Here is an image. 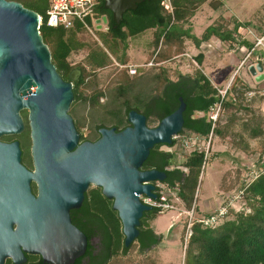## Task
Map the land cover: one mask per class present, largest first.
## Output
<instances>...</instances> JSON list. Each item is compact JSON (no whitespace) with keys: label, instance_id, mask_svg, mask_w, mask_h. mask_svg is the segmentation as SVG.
I'll use <instances>...</instances> for the list:
<instances>
[{"label":"water","instance_id":"water-1","mask_svg":"<svg viewBox=\"0 0 264 264\" xmlns=\"http://www.w3.org/2000/svg\"><path fill=\"white\" fill-rule=\"evenodd\" d=\"M138 0H104L119 25L136 10ZM40 16L21 3L0 0V138L24 130L28 111L34 170L21 164L18 143L0 141V264L24 262L23 252L40 254L51 264H71L84 254L87 237L71 222L91 186L113 201L122 224L124 246L140 235L144 213L152 211L141 197L153 200L155 183L165 172L143 170L155 146H171L184 128L187 104L149 128L147 118L128 113L122 131L101 128L95 142H81L70 109L75 79L65 81L52 61L40 32ZM31 183L37 186L32 194Z\"/></svg>","mask_w":264,"mask_h":264},{"label":"trees","instance_id":"trees-1","mask_svg":"<svg viewBox=\"0 0 264 264\" xmlns=\"http://www.w3.org/2000/svg\"><path fill=\"white\" fill-rule=\"evenodd\" d=\"M7 1L21 3L25 8L38 13L43 19L40 28L41 35L45 44L51 50L53 64L65 81H70L69 77L74 70L81 71V78L74 85V101L82 94L83 88H92L93 93L83 98V100L93 105L99 104V99L104 96V93L98 88L95 75L99 69L105 68L111 62H98L88 56L92 75H87L83 68L72 67L67 61L71 52L81 47L77 44L74 34L82 32V27L76 25L70 30L62 27H48L46 19L42 17V11L47 12L49 0ZM205 1L207 0H173L174 16L172 17L169 14L167 15L161 7V0H140L136 10H130L124 14L118 29H115L116 23L111 12L104 8V0H100L96 11L100 15L109 14V35L122 45V49L127 47L129 38L139 36L149 29H154L155 50L152 57L157 64L169 62L183 55V44L186 40L192 41L196 48H200L203 43H207L212 39L228 43L230 46L252 47L239 33V29L245 26L242 24H236L233 30H228L223 25H211L206 28L201 38L193 35L189 28L185 29L179 25L180 22H185V19L193 13L198 4ZM125 57L123 51L122 59H120V63L123 65L127 63ZM166 73L165 69H161L156 76V81L159 84L157 94L150 98L144 94L137 95V102L144 104L143 110L138 105L129 106V102L125 101V104H128L125 114L119 111L111 112L110 115L112 113L115 115L113 117V127L111 128L122 131L129 127L128 113L130 111H136L146 116L147 125L150 119H156L159 123L178 109L180 105L179 98L182 97L187 104V109L184 112L185 123L181 134L192 132L207 136L210 133L211 125L208 123L206 115L210 106L216 100L217 89L211 85L202 71H198L197 77L194 79L181 76L177 81L169 80ZM127 74L121 76L122 83L120 87L115 89L120 96H124L126 92L131 90L132 79ZM91 77H94V79L90 82ZM187 82L194 83L195 86L188 90L184 86ZM232 104L227 101L224 108L232 109L231 107L234 106ZM196 112L202 113L203 117L195 118L194 114ZM101 128L107 127L102 126L98 130ZM245 128H250V126L246 125ZM216 134L221 135L222 133L218 129ZM251 134L260 136L263 132L261 129L257 130L256 128ZM80 136L81 141H89L84 139L82 134ZM98 137H100L99 134ZM98 137L93 141L99 139ZM175 145L176 141L173 140V144L168 147ZM161 147L163 145L154 147L143 165V170L156 169L165 172L167 177L162 183L170 187H176L177 185L180 198L187 209H190L195 201L199 180L202 176L204 157L202 154H192L188 157L185 163H182V166L188 170L187 173L178 168L169 170V168L179 165L178 155L177 153L161 151ZM243 151L245 152V150ZM243 184L241 187V190H243L242 200L245 201V205L251 212L248 214L244 211L235 213L236 211L229 207V215L234 219L226 220L215 228H203L201 225L196 224L193 227L192 236L188 240L184 264H264V173L253 181L244 182ZM84 208L92 210V215L98 219L100 223L99 236L108 253L112 241L116 256L120 254L124 257L135 243H137L139 251L145 253L150 251L152 247L158 246L163 240L162 235L156 234L150 226V222L158 217L159 209L154 208L152 211L144 213L139 228V237L130 248H125L121 221L117 212L112 209L111 201L102 195L100 189H95L86 194ZM203 215L209 216L210 214Z\"/></svg>","mask_w":264,"mask_h":264},{"label":"rangeland","instance_id":"rangeland-1","mask_svg":"<svg viewBox=\"0 0 264 264\" xmlns=\"http://www.w3.org/2000/svg\"><path fill=\"white\" fill-rule=\"evenodd\" d=\"M25 6L28 7L26 4ZM42 17L46 19L45 10L42 11ZM236 24L245 25L241 31L244 34L246 31L252 30L253 32L250 31L252 33L251 36H261L262 34L260 33L264 32V0H207L198 4L193 13L189 14L185 19V22H180L179 25L185 29L189 28L193 35L201 38L206 28L211 25H223L224 28L233 30ZM154 34L155 30L149 29L139 36L131 37L127 40V47L123 49L116 39L109 34H104L103 31L94 33L97 40L86 30L74 34L77 44L81 45V47L71 52L67 59L72 67L83 68L87 75H92L88 56L98 62H111L105 68L99 69L95 75L98 88L104 93V96L99 99V104L93 105L85 102L83 98L91 95L93 89L83 88L82 94L71 106L69 113L84 139L89 141L96 139L99 134V127H113V117L115 115L113 113L110 115L111 112L119 111L125 114L128 104L129 106L138 105L143 110L144 104L137 102L136 97L138 94H144L150 98L158 93L159 84L156 81V76L161 69L166 70L167 78L171 81H177L181 76L194 79L197 77L198 71H202L210 82H214L210 71L206 67L216 68V65L211 62L212 59H210L211 61L207 59L210 56H215L216 59H219L218 54H225V49L226 51L230 50L228 44L220 43L215 39L203 43L205 45L203 48H196L192 41L186 40L183 44L184 56L177 57L161 66L155 65V62L154 66H149L155 50ZM123 51L126 55L125 60H127L124 65L120 63ZM110 54L114 60L110 58ZM193 54L196 56H193ZM205 60L208 63L206 67L203 66ZM114 61L120 66L141 65L145 67L139 71V75L130 76L127 74L126 69L117 66ZM245 73L246 68L241 71L240 77L245 76ZM123 74L129 75V78L132 79V84L130 85L131 90L126 92L124 96H120L115 89L120 87L122 83L120 78ZM78 78L75 80H78ZM93 79L94 77H91L90 82ZM218 88L222 89L221 87ZM125 101L129 103L125 104ZM252 115L253 112L249 111L243 110L235 114L232 109H226L224 121L219 127V131L222 134H216L214 152L205 164L199 180L195 195L199 205H202L205 198L214 200L221 195L219 206L221 207L225 205L226 200L229 201V199L238 195L237 193L242 189L244 182L253 181L264 173V119L260 116ZM246 125H249L250 128H245ZM157 126L158 121L150 119L148 127L155 128ZM256 128L257 130L261 129L263 134L260 136L252 135L251 132ZM26 140L27 138L24 139L25 144L27 143ZM160 150L170 152L168 146H163ZM240 150H245V152H240ZM181 161L185 163L186 160L182 159ZM218 165L223 166L221 167L223 179L220 193L215 191L212 194L210 190L212 187H216L217 181L215 182V179L218 176ZM95 189L96 187L91 186L87 193ZM230 204L236 211L235 213L244 211L248 214L251 212L245 205L244 200L231 201ZM210 213L208 212V214ZM174 215L176 214L159 213L156 220L150 222V226L154 231L165 235H162L163 240L158 246L151 251L141 253L137 243H135L125 257L119 254L114 264H184L188 246L185 220L182 219L178 224L171 227ZM230 219L232 220L234 217H230Z\"/></svg>","mask_w":264,"mask_h":264},{"label":"built area","instance_id":"built-area-1","mask_svg":"<svg viewBox=\"0 0 264 264\" xmlns=\"http://www.w3.org/2000/svg\"><path fill=\"white\" fill-rule=\"evenodd\" d=\"M173 0H161L160 5L167 14L174 16V9L172 5ZM100 4V0H49V8L46 12V21L47 26L50 28H59L62 27L66 30L73 29L76 25H80L83 30L90 32L94 37V33L99 32L100 30H106V24L104 22V16L97 13L96 9ZM43 19L40 17V25H42ZM105 27V29H103ZM96 38V37H95ZM97 40V38H96ZM241 52L244 54L243 60L238 66L236 74L247 65L249 60L257 52L264 53V32L262 35L257 37L252 42V47H240ZM113 59V58H112ZM114 60V59H113ZM115 64L123 69H126L130 76L139 75V71L145 66L141 65H128L120 66L116 61ZM154 59H152L149 66H154ZM165 62L156 63L155 65L161 66ZM236 76V75H235ZM234 76V77H235ZM232 86V83H229L225 88H217V94L215 96V102L210 106L207 112V121L211 125L210 133L207 136H201L194 134L192 132L180 133L174 138L176 145L170 148V153H177L179 165L176 167H171L169 170L178 168L184 173H187L188 170L182 166L183 160H187L192 154H202L204 157V163L202 170L205 167V164L210 159V156L214 152V140L216 138V131L222 125L224 121V105L225 103L231 102L233 104H238V95L229 96V90ZM256 90H250L246 92V97L251 99L255 96ZM203 117V114H202ZM197 118V117H195ZM174 150V151H172ZM157 199L153 200L151 198L142 196L141 201L152 207V209H159V213H175L173 217L174 226L178 224L182 219L185 221V231H186V240L190 239L193 233V227L196 224L201 225L203 228H215L221 225L224 221L230 219L229 209L231 207V201L242 200L243 190L238 191L236 197L226 200L225 205H222L218 209H215L210 215H203L198 211V203L195 199L192 207L187 209L184 202L179 196L178 186L170 187L162 182H157L155 184Z\"/></svg>","mask_w":264,"mask_h":264},{"label":"crops","instance_id":"crops-1","mask_svg":"<svg viewBox=\"0 0 264 264\" xmlns=\"http://www.w3.org/2000/svg\"><path fill=\"white\" fill-rule=\"evenodd\" d=\"M241 31H242V28L239 29V33L242 36V38L247 40L248 43L251 45H252V42L257 37H259V36H255V35L251 36L252 35L251 32H253L252 30H250L251 32L246 31L245 34L242 33ZM260 34H262V33H260ZM250 38H252V39H250ZM226 44H228V43H226ZM204 46L205 45H203L201 47L203 48ZM240 47L241 46H239V45L230 46V44H228V48H230V50L226 51V49H225V54H218L219 59H216L215 56L214 57L210 56V58L207 59L209 61H211L210 59H212L211 62H214V64L216 65V68L206 67V64H208V63H206V60H205V63L203 66H205L210 71V75H211L212 79L214 80V82H210V83L214 88L217 86L221 87V88H225L228 86L229 83H232V86L229 90V96L236 94V95H238V99H239L238 104H234V106H236V108H234V106L231 107L233 113H235V114L237 112L240 113V111L244 110L247 112L249 111L251 113L253 112V115H255L257 117L260 116L261 118L264 119V53H262L261 51L255 53L253 55V57L249 60L247 65L245 67H243L236 74V72L238 70V66H239V61L241 62L244 58V54H243V52H241ZM223 53H224V49H223ZM181 56H184V55H181ZM181 56H179V57H181ZM193 56H196V55L193 54ZM244 68H246L245 76L243 75L240 77V73ZM223 84H225L224 87H222ZM253 89L256 90V91H253V92H256V94L254 97H252L251 99L248 100V98L246 97V92L253 90ZM229 103H231V102H229ZM225 110H226V108H225ZM225 112L226 111H224V113ZM194 117H197V118L202 117V113L196 112L194 114ZM240 152H244V151L240 150ZM216 155H218V154H216ZM221 167H223V166L218 165V176L215 179V182L217 181L216 187H212L210 190V192H212V194H214L215 191L220 193L221 181L223 179V171H222ZM219 196L221 197V195H219ZM220 197H218L217 199H214V200H208L205 198V199H203L202 205H199L198 200H196L198 203L199 212L203 213V214H208V212L210 213L215 208H218L220 206ZM156 234L165 236L161 232H156Z\"/></svg>","mask_w":264,"mask_h":264},{"label":"flooded vegetation","instance_id":"flooded-vegetation-1","mask_svg":"<svg viewBox=\"0 0 264 264\" xmlns=\"http://www.w3.org/2000/svg\"><path fill=\"white\" fill-rule=\"evenodd\" d=\"M138 1L140 2V0ZM103 16H104V22L106 24V30L103 31V33L110 34L109 26H108L109 25V14H104ZM112 18H113V14H112ZM120 24L119 25L116 24L115 29H118ZM99 32H102V30H100ZM110 58L111 59L113 58L111 54H110ZM70 78H73V79L78 78V80H75L74 85L78 83L81 78L80 70H74L71 73L69 79ZM184 86L186 89L190 90V88L194 87L195 84L191 82H187L184 84ZM21 117H22L23 124H24L23 132L20 133L19 135L2 136L0 138V141L4 144L18 143L20 151H21V164L28 171H33L34 165H33L32 153H31L32 141L30 137L28 111H22ZM25 138H27L26 144L24 142ZM81 142H84V141H81ZM91 142H95V141H91ZM96 189H99V188H96ZM31 190H32V194L37 196V186L35 183H31ZM101 193H102V190H101ZM84 202L79 209L70 211V217H71L72 224L75 227H77L81 232H83V234L87 237L88 243H87L86 251L84 252V254L80 256L79 258H76L75 261L71 264H114V261L117 257L114 246H113L114 243L112 241V244L109 247V253H108L103 245L101 237L99 236L100 223L98 219L92 215L93 213L92 210L88 208H84ZM111 207H113V201H111ZM152 249H154V247H152ZM23 255H24L25 260L21 264H51V263L46 262L45 258L40 254L23 252ZM107 255H108V258L106 259ZM3 264H16V263L11 258H6Z\"/></svg>","mask_w":264,"mask_h":264}]
</instances>
